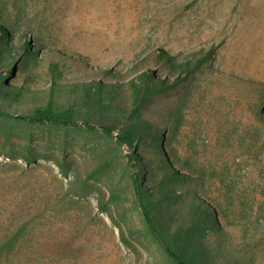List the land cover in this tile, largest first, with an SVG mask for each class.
Returning a JSON list of instances; mask_svg holds the SVG:
<instances>
[{
	"label": "rangeland",
	"instance_id": "obj_1",
	"mask_svg": "<svg viewBox=\"0 0 264 264\" xmlns=\"http://www.w3.org/2000/svg\"><path fill=\"white\" fill-rule=\"evenodd\" d=\"M0 25L43 45L29 63L30 83L24 74L7 80L33 92L7 101L12 113L41 104L53 82L85 81L86 67L73 60L52 80L50 48L119 69L117 62L154 49L176 55L217 46L209 77L188 94L152 98L141 118L204 172L201 185L219 211V232H187L181 244L204 249L203 264H264V90L248 81L264 85V0H0ZM58 91L62 102L67 95ZM132 147L146 148L83 128L0 120V264H171L145 229ZM172 190L181 198L158 202L156 193L154 213L176 229L187 189Z\"/></svg>",
	"mask_w": 264,
	"mask_h": 264
},
{
	"label": "trees",
	"instance_id": "obj_2",
	"mask_svg": "<svg viewBox=\"0 0 264 264\" xmlns=\"http://www.w3.org/2000/svg\"><path fill=\"white\" fill-rule=\"evenodd\" d=\"M10 34L0 25V120L53 128H83L90 132H101L115 139L119 146L130 147L134 141L146 146L142 153L132 147V152L127 155L136 169L132 178L133 192L145 229L171 264H203L204 249L188 243L182 245L180 241L187 232L206 229L217 233L221 229L216 220L219 211L215 202L209 199L201 185L204 172L178 155L163 130L147 128L141 114L152 98L177 89L188 94L201 77H209L208 72L213 70L210 64L217 61V46L176 55L154 49L137 55L126 65L117 62L115 66L119 69L89 66L80 56H66L50 48L52 60L47 64V73L52 80L62 77L64 70L69 68L67 60H73L83 66L82 69L86 67L81 75L86 78L85 81L68 85L53 82L41 104L35 105L27 113H12L4 104L19 101L33 92L26 85L14 86L7 80L10 76L18 78L24 74L21 80L30 83L29 63L39 60L38 51L43 45L32 44L23 35L11 37ZM34 40L39 38L34 37ZM148 61L156 64L160 72L156 74L144 65ZM217 73L223 75L219 71ZM230 75L236 81H245L244 78ZM248 81L251 85H257L259 92L264 90L261 83ZM59 89L67 95L62 102L56 100ZM181 107H178V112ZM258 118L264 122V116L258 115ZM191 182L196 185L191 186ZM145 186H149V189ZM175 186L187 189L184 197L187 201L179 216L181 223L173 229L154 210L156 193L160 198L158 202H176L181 198V193L172 190ZM190 192L191 198L188 200Z\"/></svg>",
	"mask_w": 264,
	"mask_h": 264
}]
</instances>
